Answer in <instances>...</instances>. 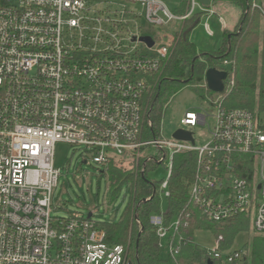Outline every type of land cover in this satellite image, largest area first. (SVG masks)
Returning a JSON list of instances; mask_svg holds the SVG:
<instances>
[{
  "label": "built area",
  "instance_id": "1",
  "mask_svg": "<svg viewBox=\"0 0 264 264\" xmlns=\"http://www.w3.org/2000/svg\"><path fill=\"white\" fill-rule=\"evenodd\" d=\"M252 8L261 14L264 34V0ZM196 12L205 16L206 31L213 35L209 18L216 11L200 0H189L185 13L163 0H0V264H133L126 247L107 240L92 212L90 217L52 215L61 176L55 167L59 142L83 147L84 163L89 156L107 175L113 162L141 159L144 173L147 162L163 164L171 150L167 178L157 187L161 202L171 194L174 156L195 152L190 202L215 223L246 215L253 232L264 234L259 112L224 108L218 94L208 102L215 113L206 143H196L192 128L205 125L207 116L194 111L183 114L172 140L162 128L150 135L144 102L149 79L169 57L168 29ZM145 24L167 30L144 33ZM226 78L232 86L234 74L227 72ZM178 129L192 132L194 141L174 137ZM249 168L247 176L238 172ZM150 222L160 240L169 238L170 254L177 253L180 218L166 224L161 211ZM220 239L217 248L207 250L211 257L229 262L242 257V249L221 251Z\"/></svg>",
  "mask_w": 264,
  "mask_h": 264
},
{
  "label": "trees",
  "instance_id": "2",
  "mask_svg": "<svg viewBox=\"0 0 264 264\" xmlns=\"http://www.w3.org/2000/svg\"><path fill=\"white\" fill-rule=\"evenodd\" d=\"M229 1L241 9V14L234 31H223L222 42L217 50H199L191 39L192 30L202 17L201 12H196L171 31L173 44L169 57L163 69L149 79L150 87L144 95L147 115L152 122L151 136L160 133L169 99L185 85H190L207 102H213L221 94L224 108H245L259 112L264 118V34L261 14L252 8L254 1L263 0ZM188 2L189 0H183L177 13H185ZM225 61L231 64L225 65ZM211 68L232 72L234 84L229 86L226 78L222 92L212 91L205 80L206 73ZM142 163L141 159L138 162H113L110 165L108 198L113 200L127 184L132 186V197L119 221H104L99 224L106 232L108 241L126 247L133 264H210L209 260L213 261L212 264H264V234H254L249 252H242V257H236L231 262L211 257L207 249L195 242V231L210 230L216 239L221 237V251H227L236 235L251 227L250 218L246 215H239L225 223L212 222L202 216L199 209L190 202V185L197 172L195 152H182L174 156L171 194L167 199V210L163 213L166 224L177 218L181 220L174 237V243L180 240V250L163 258L160 255V239L150 222L152 214L162 211L157 191L158 182L148 177L149 170L158 164L152 162V167L141 173L139 169ZM147 165L148 162L145 168ZM239 170L242 176H247V172L252 171L251 168ZM240 250L237 249L235 253Z\"/></svg>",
  "mask_w": 264,
  "mask_h": 264
},
{
  "label": "rangeland",
  "instance_id": "3",
  "mask_svg": "<svg viewBox=\"0 0 264 264\" xmlns=\"http://www.w3.org/2000/svg\"><path fill=\"white\" fill-rule=\"evenodd\" d=\"M170 9L177 12L183 0H163ZM221 8L227 13L229 30L234 31L238 23L241 9L229 0H220ZM141 8V7H140ZM205 18H201L191 33V39L199 50H217L223 38L224 27L215 19L209 21L210 28L215 35H209L204 26ZM147 25V24H145ZM142 32H164L166 27H154L147 25ZM170 27L168 30L175 29ZM226 65V64H225ZM186 111H194L207 116V123L192 128L196 143L202 145L209 139L210 129L213 127L215 108L210 105L190 85H185L172 95L167 103L165 115L162 118V132L166 139H173V132L181 127L180 119ZM83 147L66 142H59L55 148V167L61 170L60 181L53 191L52 215L55 217L85 216L90 212L97 222L119 221L125 214L131 201L132 189L124 185L117 196L110 200L108 198V175L103 169L95 165L88 156V162L84 163ZM171 161V150L167 149L166 161L150 169L153 164L148 162L146 170L148 177L160 183L167 178V168ZM162 211L167 210V200L162 198ZM254 232L252 228L238 233L233 244L226 252L242 249L249 252ZM195 242L203 249L212 250L218 247V240L210 230H197L194 233ZM160 255L166 258L170 255L169 238L160 240Z\"/></svg>",
  "mask_w": 264,
  "mask_h": 264
},
{
  "label": "water",
  "instance_id": "4",
  "mask_svg": "<svg viewBox=\"0 0 264 264\" xmlns=\"http://www.w3.org/2000/svg\"><path fill=\"white\" fill-rule=\"evenodd\" d=\"M201 3L209 5L211 3V0H200ZM143 41L147 42L149 45L153 44V40L149 36H143L141 38ZM227 77L226 71H221L215 68H211L206 73V83L208 88H210L212 91L216 93H220L224 90V80ZM174 137L178 139H184V140H191L194 141L192 132L185 131L183 129H178L174 133ZM91 212L88 214V216H91ZM209 263L212 264L213 261L209 260Z\"/></svg>",
  "mask_w": 264,
  "mask_h": 264
},
{
  "label": "crops",
  "instance_id": "5",
  "mask_svg": "<svg viewBox=\"0 0 264 264\" xmlns=\"http://www.w3.org/2000/svg\"><path fill=\"white\" fill-rule=\"evenodd\" d=\"M223 2V1H222ZM222 2L220 1V0H216L215 2H211L210 3V7L211 8H213V9H215V11H216V14L215 15H213V16H211L210 18H209V21L211 20V19H213V18H215L221 25H222V27H224V30L225 29H228L229 28V24H228V22H227V13L228 12H225V11H223L222 10V8H221V5H222ZM219 16H221L222 18H223V21H220L219 20ZM205 18V16H202L201 18ZM223 30V31H224ZM213 31V30H212ZM208 33V32H207ZM213 35H215L214 34V32H213ZM207 84V83H206ZM255 234V233H254Z\"/></svg>",
  "mask_w": 264,
  "mask_h": 264
}]
</instances>
